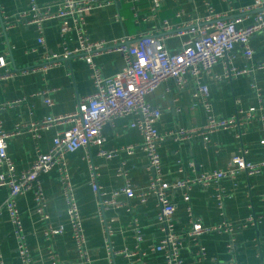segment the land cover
Instances as JSON below:
<instances>
[{"label":"crops","instance_id":"crops-1","mask_svg":"<svg viewBox=\"0 0 264 264\" xmlns=\"http://www.w3.org/2000/svg\"><path fill=\"white\" fill-rule=\"evenodd\" d=\"M40 6L57 8L59 0H36ZM254 0H163L160 12L156 17L137 22L134 18L131 3L117 2L103 8H96L86 14V25L92 41L121 38L125 35L138 36L143 33L155 32L162 21L168 20L173 24L208 14L207 2L212 6L214 13L225 15L232 19L241 17V25L253 21L254 13L239 15V9L253 4ZM29 0H0V56H5L8 69L15 73L14 77L0 80V104L24 99L22 103L14 105L0 112L3 126L12 130L15 125H26L40 120L46 115H63L75 110L78 99L93 93L95 87L91 78V70L85 60L73 57L61 61L47 72L35 70L23 74V69L41 66L46 62V55L62 53L63 46L59 33V21L54 19L44 24L45 43L38 42V32L32 25H15L5 30L4 16L14 18L16 13L28 7ZM140 17L150 16L149 1L141 0L136 4ZM184 15L176 17L178 10ZM70 48L76 45L74 33L71 35ZM184 37L170 35L166 38V45L171 51H178ZM254 56L247 61L238 46L235 48L232 64L239 68L246 64L255 66L264 62V38L255 36L251 40ZM105 76H112L122 70L125 65L124 57L119 52H105L94 57ZM214 71L224 73L223 63L215 66ZM187 83L180 89L174 79H168L147 100L162 111L157 128L160 133H166L177 127L195 128L204 125L207 121L206 111L201 103L194 100L193 93L196 84L191 75L186 76ZM256 82L261 89L262 101L258 99L252 89V82ZM212 113L218 117H231L238 111H247L251 107H263L259 114L264 113V69L255 71L252 75H240L232 80H222L215 83L208 81ZM50 90L49 97L54 104L49 107L44 103L40 92ZM197 105H194V104ZM131 118H118L103 128L106 138L105 148H121L129 145H140L143 137L137 129L130 127ZM64 126L43 131L38 141L33 134L24 131L8 140V152L16 165L17 172L27 170L39 152L47 153L53 144L56 133ZM240 131L242 140L236 137L233 130H221L211 135L208 146H204L201 139L192 142L176 141L173 138L165 139L159 148L161 155L162 173L165 178L180 177L179 164L187 172L192 171L190 163H194L195 171H213L226 169L232 156L238 152L243 143L248 149L247 159L258 162L263 159L260 140L263 138V122L255 120L244 122ZM98 147L80 148L66 156L72 181L76 187V196L81 215L84 219V228L88 246L93 252L94 264H138L139 255L131 258L118 255L113 261L109 259L104 242V229L97 211V196L94 194L88 180V158L98 167V182L102 189L111 193L122 183L120 170L123 168L130 181L138 187L148 184L153 171L149 167L145 153L138 146L130 154L123 151L112 159L97 155ZM45 195L48 199V213L54 225L62 224L65 233L52 240L44 236L46 223L34 212V195L32 191L18 197V207L28 234V241L33 251L34 264H52L50 250H54L63 264H79V256L75 250V242L71 233L66 203L58 182L56 169L41 175ZM221 185L226 188L228 196L225 198V217L234 224L243 223L254 213H264V170L260 174L247 175L239 173L235 181L224 179ZM214 186L205 190L194 186L190 192L193 215L200 218L205 226H214L220 223V215L213 195ZM8 196V189L0 187V206ZM176 204L175 220L179 231L187 229L190 216L187 210L188 203L184 201L181 192L173 198ZM118 205L106 211V218L112 229V242L116 250H134L136 239L131 230L133 219L145 236L140 248L148 264H166L161 253H154L150 247L162 238V232L157 227V207L153 199L141 204L138 199L129 202L124 196L118 198ZM133 208L128 211V205ZM233 240L236 244L234 252H230L228 244ZM0 253L5 264H21L16 252V241L6 211L0 213ZM181 255L186 264H195L198 248L193 241L183 238ZM201 243L206 248L204 264H264V222L257 226H248L245 229L228 233H210L203 235Z\"/></svg>","mask_w":264,"mask_h":264},{"label":"built area","instance_id":"built-area-1","mask_svg":"<svg viewBox=\"0 0 264 264\" xmlns=\"http://www.w3.org/2000/svg\"><path fill=\"white\" fill-rule=\"evenodd\" d=\"M131 3L134 18L137 22L156 17L161 10L163 0H148L150 16L140 17L139 8L136 6L141 0H59L57 8L40 6L36 0H29L28 7L16 13L14 18L5 15V30L15 25L35 27L38 32V42L45 43L44 24L50 20L59 21V33L62 41L63 52L46 55V62L41 66L23 69V74L35 70L49 71L63 60L80 57L85 60L91 70V78L94 91L90 95L78 99L74 111L63 114H49L40 120L32 121L26 125L17 124L12 130H6L3 120L0 118V187L8 189V196L0 206V213L6 211L12 227V233L16 241V252L21 264H34L33 251L28 241L18 207V197L29 191L34 195V212L46 223L44 236L47 240L65 233L62 224L54 225L50 221L48 213V199L45 195L41 175L56 169L58 182L66 203V211L71 226V233L75 242V250L79 256V264H94L93 252L88 246V240L84 228V219L81 215L76 196V187L72 181L66 156L80 148L98 147L97 155L106 159H112L119 153L126 151L133 153L136 146L145 153L149 167L153 171L148 184L138 187L127 177L126 171L121 168L120 176L123 183L107 193L98 182V167L88 158V180L94 194L97 196V215L104 229L105 248L109 259L113 261L116 256L123 255L131 258L139 255L138 264H148L143 260L147 253L140 248L145 240L138 225L137 219H133L131 230L136 239L134 250H116L111 239L112 229L106 218V211L117 206L118 198L124 196L129 202L138 199L141 204H146L153 199L157 207L156 225L162 232V238L150 247L154 253H161L166 264H186L181 255L183 238L193 241L198 248V256L195 264H204L206 248L201 243L203 235L210 233H228L245 229L252 225L257 226L264 222V213L250 214L243 223L234 224L225 217V198L227 190L221 185L222 180H236L239 173L247 175L260 174L264 170V135L260 140L263 159L253 162L247 159L248 149L242 143L226 169L196 172L194 163H190L191 172L184 170L179 164L180 177L168 179L163 176L161 155L159 148L167 138L176 141L192 142L201 139L204 146H208L211 135L221 130H233L239 141L242 140L240 131L244 122L260 120L263 122L264 113L259 111L263 107H251L247 111H238L231 117H218L212 113L209 82L215 83L222 80H232L240 75H252L255 71L264 69V62L255 66L246 64L239 68L232 64L236 46L240 48L243 57L250 61L254 56L251 40L255 36L264 38V0H254L248 7L239 9V15L254 13L253 21L247 25H241L242 18L228 19L225 15L214 13L212 6L207 2L208 14L203 17H195L179 24H173L168 20L162 21L159 29L151 33H143L138 36L125 35L110 41H92L86 25V14L93 9L103 8L117 2ZM184 15L182 9L176 13L177 18ZM74 33L76 45L70 48L71 34ZM170 35L184 37L182 46L178 51H171L166 45V38ZM105 52H119L125 60L121 71L112 76H105L94 61V57ZM223 63L224 73L214 71L217 64ZM15 73L8 69V61L5 56H0V80L14 77ZM191 75L196 84L193 93L194 100L201 103L206 111L207 121L204 125L195 128L177 127L166 133H160L157 123L160 121L162 111L153 106L147 97L153 94L163 82L174 79L177 86L183 89L187 83L186 76ZM252 89L262 101L261 89L256 82H252ZM45 90L39 93L44 103L51 107L54 102ZM24 99H16L0 104V112L9 107L20 104ZM194 105H197L196 103ZM131 118L130 127L137 129L143 142L140 145H129L121 148H105L106 138L103 136V128L118 118ZM64 126L56 133L53 144L47 153L39 152L27 170L17 172L16 165L8 152V140L29 131L36 141L41 133L52 128ZM194 186H200L207 190L214 186L216 189L213 198L223 219L214 226H205L200 218L193 215L189 205L190 192ZM181 192L184 201L188 203L190 226L179 231L175 220L176 204L174 195ZM128 205V204H127ZM129 206V205H128ZM132 212L133 208L128 207ZM1 245V241H0ZM230 252H234L236 244L231 240L228 244ZM52 264H63L58 254L50 250ZM0 264H5L0 253Z\"/></svg>","mask_w":264,"mask_h":264}]
</instances>
